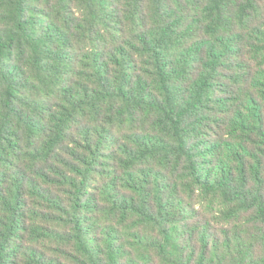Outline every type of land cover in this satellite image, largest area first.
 <instances>
[{"label":"trees","instance_id":"16d2710c","mask_svg":"<svg viewBox=\"0 0 264 264\" xmlns=\"http://www.w3.org/2000/svg\"><path fill=\"white\" fill-rule=\"evenodd\" d=\"M0 264H264V0H0Z\"/></svg>","mask_w":264,"mask_h":264}]
</instances>
